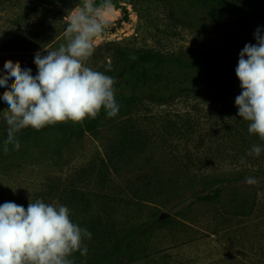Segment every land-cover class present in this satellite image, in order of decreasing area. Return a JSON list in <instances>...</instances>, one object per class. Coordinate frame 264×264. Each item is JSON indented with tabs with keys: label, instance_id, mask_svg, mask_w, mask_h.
Listing matches in <instances>:
<instances>
[{
	"label": "rangeland",
	"instance_id": "374dc122",
	"mask_svg": "<svg viewBox=\"0 0 264 264\" xmlns=\"http://www.w3.org/2000/svg\"><path fill=\"white\" fill-rule=\"evenodd\" d=\"M112 2L111 23L94 41L95 50L86 66L108 75L119 65L115 58L118 47L128 50L132 56L142 51H154L179 57L181 64L167 65L156 74L151 72L152 79L145 88L164 94L182 85L218 82L237 67L244 45L256 43L253 33L257 27L264 28V17L241 18L200 0ZM228 2L237 8L264 12V0ZM80 3L81 0L55 3L22 22L23 27H33L37 34L51 35L47 41L51 42V47L46 48L47 52L42 50L41 55L67 43L66 33L57 36L64 24H68L70 11ZM23 6H6L11 13L8 17L22 12ZM3 14L0 11V15ZM119 20L123 23L117 25ZM0 32V49L32 50V45L21 43L22 39L5 35V28ZM22 56L25 66L29 67L34 58L25 53ZM32 69L33 75L37 74L36 64ZM240 93L241 88L237 87L216 104L180 96L169 105L150 106L137 113L139 126L148 130L154 141L146 155L134 159L119 174L107 175L105 182H114L115 189L129 184L139 190L147 188L152 194L149 201L153 203L117 213L121 220L125 222L130 217H135L138 223L148 220L154 207L164 209L161 216L167 217L168 207L163 206L171 193L182 192V186L191 183L189 179L195 176L237 169L264 170V151L259 157L248 155L254 144L264 149V141L250 135L248 122L238 116L235 98ZM2 106L0 102V132L7 131L4 110L8 105ZM181 115L191 118L194 131L184 137H172L165 132L166 123L172 118L182 124ZM114 119L120 122L123 117L118 115ZM106 122L111 124V119ZM46 137L40 134L38 141L33 140L28 147L26 143H20L19 151L9 145V151L4 153L0 147V204L15 202L27 209L29 198L54 204L46 199L48 183L57 182L59 178L67 180L78 168L98 158L113 137V131L111 125H104L98 136L89 134L61 151L54 148L60 136L53 133ZM241 157L245 159L243 165L240 164ZM256 180L255 185H248L246 179L234 183L224 189L216 201L197 202L182 210L180 215H170L178 221L172 220L166 228L151 235L146 242L147 257L132 264H264V182Z\"/></svg>",
	"mask_w": 264,
	"mask_h": 264
},
{
	"label": "trees",
	"instance_id": "16d2710c",
	"mask_svg": "<svg viewBox=\"0 0 264 264\" xmlns=\"http://www.w3.org/2000/svg\"><path fill=\"white\" fill-rule=\"evenodd\" d=\"M70 1L73 0H0V7H2L0 11L4 13L3 16L0 15V31L5 28V35L22 39L21 43L32 45V50L29 51L0 49V74L3 73V65L7 60L19 61L22 68H30L33 72L34 60L29 67H26L22 54L25 53V56L35 58V55L42 50L47 52L46 48L51 47V42H47L51 39V35L37 34L33 27H23L22 22L28 21L40 9H46L55 3ZM200 1L203 4L213 3L222 12L241 18L257 19L264 17V12L237 8L228 0ZM12 4L24 5L22 12H18L13 18L8 17L11 14L10 8H6ZM62 16L65 18V15ZM127 19L125 14L124 20L127 21ZM66 28L67 24H64L57 37L65 34ZM26 40L28 42H24ZM115 58L119 61L118 68L115 67L108 76L113 77L116 81L114 84L115 98L120 109L115 117L121 115L123 119L120 122H116L112 117L110 118L111 124H107L106 120L108 121L109 117L107 118L105 110L101 109L95 119H85L82 123L71 121L57 123L39 131L26 128L17 134L20 143H26L28 147L33 140L38 141L40 134L47 138V134L54 133L56 137L60 136L57 137L58 140H56L54 147L57 149L55 151H61L65 146L82 141L89 134L98 136L101 127L111 125L113 137L98 158H95L91 163L89 162L88 165L78 168L67 180L59 178L57 182H49L47 185L46 199L54 202V205L67 206L71 211L72 221L81 227H86L92 233V238L84 241L88 248L87 255L82 256L79 252L74 253L72 257L74 264H132L142 260L147 257L146 242L150 236L156 231L166 228L172 220H177L170 215H180L182 210L197 202L216 201L221 197L224 189L234 183L243 182L249 176L262 179L264 182V170L237 169L195 176L194 179H189L188 182L191 183L182 186L184 192L176 193L177 190H175L171 193L167 203L163 206L168 207L169 214L167 217L161 216L164 209L154 207L148 220L144 219L139 223L136 222L135 217H127L129 219L125 222L121 220L117 213L135 207L136 209L146 207L148 202L153 203L149 201L152 199V194L148 192L147 188L146 190L144 188L139 190L129 184L127 187L115 189L114 182H105L107 175L119 174L134 159H140L146 155L154 141L149 131L139 126L136 119L139 118L137 113L148 109L150 106L163 107L169 105L180 96H192L203 102L216 104L230 96L237 87H240V81L236 76L235 68L218 82L191 83L174 88L168 94H164L145 88L152 79L151 72L156 74L162 67L181 64L179 57H168L154 51H142L132 56L128 50L118 47ZM5 90L4 87L0 86V96ZM0 102L3 103L2 108L7 106V103L2 99ZM187 116H180L181 121H183L182 124L177 123L172 118L169 119L165 126V132L172 137L173 135H183V137L191 135L194 131L193 123L191 118ZM6 136L7 131L0 132V147L3 145ZM191 156L194 157L193 154ZM188 158L193 165L192 158L190 156ZM200 162L202 163V160ZM107 184H112V186ZM232 187L236 189L234 185Z\"/></svg>",
	"mask_w": 264,
	"mask_h": 264
},
{
	"label": "clouds",
	"instance_id": "9594fccd",
	"mask_svg": "<svg viewBox=\"0 0 264 264\" xmlns=\"http://www.w3.org/2000/svg\"><path fill=\"white\" fill-rule=\"evenodd\" d=\"M113 7L112 0H81L68 16L67 43L46 55H35L37 74L22 68L19 61L4 62L0 74V86L6 89L0 99L8 105L4 153L9 145L19 151L17 134L26 128L39 131L57 123H82L95 119L101 109L109 118L118 114L115 79L86 66L94 41L111 23ZM253 36L256 43H246L239 52L235 73L241 93L235 105L238 116L248 122L249 134L264 141V28L257 27ZM262 151L254 144L248 155L259 157ZM240 164H245L243 157ZM246 183L255 185L257 180L249 176ZM91 238L86 227L72 221L65 205L30 198L27 209L15 202L0 204V264H74V253L86 256L84 241Z\"/></svg>",
	"mask_w": 264,
	"mask_h": 264
},
{
	"label": "built area",
	"instance_id": "2783aa9c",
	"mask_svg": "<svg viewBox=\"0 0 264 264\" xmlns=\"http://www.w3.org/2000/svg\"><path fill=\"white\" fill-rule=\"evenodd\" d=\"M123 23V21L121 20H119L118 22H117V25H120V24H122ZM116 24V22H113V25H115Z\"/></svg>",
	"mask_w": 264,
	"mask_h": 264
}]
</instances>
